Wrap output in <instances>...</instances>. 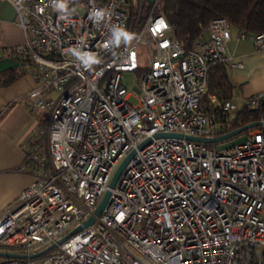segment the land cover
I'll use <instances>...</instances> for the list:
<instances>
[{"label": "built area", "instance_id": "1", "mask_svg": "<svg viewBox=\"0 0 264 264\" xmlns=\"http://www.w3.org/2000/svg\"><path fill=\"white\" fill-rule=\"evenodd\" d=\"M9 1L24 41L8 53L35 79L30 103L45 115L23 163L32 181L0 214V247L31 254L68 237L0 264H264V125L222 150L154 137H214L237 117L234 100L206 96L211 64L230 61L228 20L210 21L187 48L159 0L144 15L145 0H79L82 13L59 11L57 0ZM239 37L264 49V32ZM128 73L139 77L137 105ZM107 190L103 212L83 226Z\"/></svg>", "mask_w": 264, "mask_h": 264}, {"label": "crops", "instance_id": "2", "mask_svg": "<svg viewBox=\"0 0 264 264\" xmlns=\"http://www.w3.org/2000/svg\"><path fill=\"white\" fill-rule=\"evenodd\" d=\"M231 34L229 75L234 86V101L242 108L247 98L264 93V49L257 50L250 39H241L237 29ZM23 41V29L14 5L9 0H0V58L18 59L8 50ZM19 70L22 74L18 79L10 85L0 86V178L11 177L19 181L16 200L32 180L30 168L24 167L23 163L34 146L37 129L43 120L42 115L32 109L29 98L36 81L26 67Z\"/></svg>", "mask_w": 264, "mask_h": 264}, {"label": "trees", "instance_id": "3", "mask_svg": "<svg viewBox=\"0 0 264 264\" xmlns=\"http://www.w3.org/2000/svg\"><path fill=\"white\" fill-rule=\"evenodd\" d=\"M66 9L70 11L79 0H65ZM150 3L144 4V13L150 10ZM167 18L172 28L173 36L185 47L192 48L204 36L208 23L216 18H225L232 28L238 32L255 34L264 32V0H164L158 8ZM23 62V60H21ZM24 66V64L22 63ZM228 64L215 62L211 64L208 73V92L215 94L220 100H234V86L231 83ZM25 67L19 66L0 73V86L13 83ZM263 98L258 99L252 107L239 109L237 117L231 122L228 129L222 130L225 134L231 130L254 121L264 120ZM247 134V132L245 133ZM210 147H217L218 143H208Z\"/></svg>", "mask_w": 264, "mask_h": 264}, {"label": "water", "instance_id": "4", "mask_svg": "<svg viewBox=\"0 0 264 264\" xmlns=\"http://www.w3.org/2000/svg\"><path fill=\"white\" fill-rule=\"evenodd\" d=\"M22 66V63L20 60L11 57V56H6L3 58H0V73L4 72L8 69L11 68H16ZM262 104H264V98L262 100ZM260 125H264V120H260V121H254V122H250L248 124H245L241 127H238L234 130H231L225 134H221V135H217L214 137H197V136H192V135H184L181 133H157L154 137L156 138H160V137H166V136H170V137H176V138H185L188 140H194V141H201V142H206V143H218L217 149L222 150V149H227L235 144L241 143L246 139V132L249 131L252 128L258 127ZM151 141V138H148L147 140H145L143 143H141L139 145V149L143 148L146 144H148ZM135 154V150H133L128 156H126L121 163L119 164V166L117 167L111 181H110V188H114L124 167L126 166V164L128 163V161L131 159V157ZM111 191L107 190L101 200V202L99 203V205L97 206L94 215L90 216L89 219H87L86 221L83 222V226H88L90 224H92L95 220V216L100 215L107 202L109 199ZM81 228V226L79 227V229ZM68 237V235L63 236L62 238H60L57 243H52L50 245H48L47 247H45L44 249L35 252V253H31V254H17V253H13V252H2L0 251V256H5V257H15V256H32V257H40L42 255H44L45 253H47L48 251H50L51 249H53L57 244L61 243L62 241H64L66 238Z\"/></svg>", "mask_w": 264, "mask_h": 264}, {"label": "rangeland", "instance_id": "5", "mask_svg": "<svg viewBox=\"0 0 264 264\" xmlns=\"http://www.w3.org/2000/svg\"><path fill=\"white\" fill-rule=\"evenodd\" d=\"M154 1L155 0H145V3H150V2L152 3ZM163 3H164V0H159V8L162 6ZM75 8L80 13L83 12L82 11V8L80 7L79 4H76L75 5ZM144 14L145 13L143 11L142 15H144ZM231 31L234 32L235 29L232 28ZM141 50H142V52L144 54H146V49L145 48H141ZM125 83H126L128 89H129V91L131 92V94H130V96L128 98V101L131 104H133V105H137L139 103V96H140V94L135 89V86H139V77L136 74L128 73L125 76ZM51 95H52V97L54 99H56L60 95V91L59 90H52L51 91ZM239 103L241 105V102H239ZM39 114H41L42 117H44V115H45L44 110L39 111ZM18 186H19V181L14 180L11 177H3V178H0V214L3 213V212H5L10 206H12V205L15 204V202H16V198L15 197L17 195L16 194V190H17ZM53 249H51V250H53ZM0 251H2V252H13V253H17V252H19V249L12 248V247H0ZM4 258H6V257L5 256H0V259H4Z\"/></svg>", "mask_w": 264, "mask_h": 264}, {"label": "clouds", "instance_id": "6", "mask_svg": "<svg viewBox=\"0 0 264 264\" xmlns=\"http://www.w3.org/2000/svg\"><path fill=\"white\" fill-rule=\"evenodd\" d=\"M56 8L58 10H64V9H66V2H65V0H57ZM94 15L99 16V15H103V14L102 13H94ZM121 34H123L122 33V30H121ZM76 54H77V56H82L83 55V54H81L79 52H77ZM92 59H95V57H93V56H91L89 54L87 56V58L85 59V63H87L89 60H92Z\"/></svg>", "mask_w": 264, "mask_h": 264}]
</instances>
